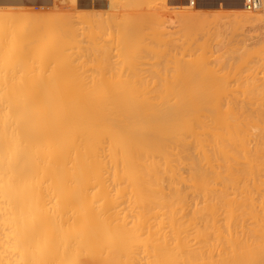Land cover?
Wrapping results in <instances>:
<instances>
[{
  "label": "bare ground",
  "instance_id": "obj_1",
  "mask_svg": "<svg viewBox=\"0 0 264 264\" xmlns=\"http://www.w3.org/2000/svg\"><path fill=\"white\" fill-rule=\"evenodd\" d=\"M9 1L12 2V0ZM27 1L30 2L29 0ZM113 1L110 0V2H112L113 4L114 3L117 4L118 0L114 2ZM123 1L124 3L126 2V5H123L124 3L122 4L123 6H125L124 8L129 9L130 5H127L129 4L127 3V1L129 0L126 1L120 0L121 3ZM208 1L210 3V0ZM246 1L247 0L229 1L230 2L229 4L233 5L232 6L233 8L240 10V13L238 12V14H236L237 11L235 13L233 12L235 19L233 18L232 13L229 12L231 13L232 20L234 19V21L235 20L239 21L241 23V27L247 26L252 29L261 26V28H264L263 27L264 0H261L262 1L261 7L258 9V10L261 9L260 12H258V10L257 12H249L246 9ZM6 2H8V0H6ZM11 2L9 4H11ZM15 2H17V0ZM18 2L16 4L21 5V3ZM46 2H50V1L47 0ZM72 2H74V0H72ZM110 2L108 3L109 6L111 7L112 4H110ZM130 2L132 3V0ZM162 2L165 1L162 0ZM218 2H220V0H218ZM101 3L99 6L103 4ZM133 3L131 6L134 7L137 5V4L133 5ZM136 3H138V1ZM42 4L45 3L42 2ZM120 4L113 5V8L115 9V6H118ZM143 5L141 4V8H143ZM199 5L197 7H199ZM230 5L228 6L230 7ZM90 6H89V10H91ZM97 7L98 6L96 5L95 7L96 11H98L100 8ZM102 7L103 5L101 6V8ZM183 7L184 6H182V8ZM186 7H190V5L189 6L186 5ZM18 8L20 7L18 6ZM113 8L111 11H115ZM103 9H101V11ZM135 9H137V7ZM89 10L88 13H85L88 14V16L90 14L92 15V10L91 13L89 12ZM182 10L180 12L181 18L179 16L178 19L180 20L183 19L181 21L182 24H184V22H189L188 26L190 25V22L193 24V22L195 21L196 24H194V26L195 25L198 26L196 28V31L199 27L200 28L203 27V26H199L198 23L199 19H200L199 20L200 25L201 24L204 25L205 21L207 24L208 21L210 22L212 20V19L209 20V18H207L208 16L205 18V16H203L204 13L202 14V12L201 14L197 13L198 10L195 11L196 13H194L193 10L196 9H193L191 11L193 13L191 14L190 13L187 14L185 11V15L182 16L181 14H184L182 13ZM205 10L206 9H204V11ZM96 11L93 10L94 18L99 12L98 11L96 13ZM177 11L178 10L176 9V12L175 11L173 12L177 13ZM80 12L81 11H79L78 15H82V16L85 15V14H81ZM94 12L96 13V15L94 14ZM27 13L23 12L24 16ZM63 14L69 15V13H63ZM74 14L75 13H73L72 16ZM100 14L102 15L103 12L99 13V15ZM178 14L177 16H174V18L178 17ZM4 15L7 16L6 13L3 14V16ZM75 15L77 16V14ZM99 15H97L96 17L101 18L103 20L104 17L103 18L99 17ZM116 15L114 16L115 20L117 17ZM222 15H224V13ZM136 16H134V18H136ZM144 16L150 18L149 14H145ZM224 16L226 17V14ZM227 16L230 18V15ZM15 17L16 16H14L13 19H15ZM203 17L204 19L202 20ZM68 18L70 19V17ZM143 18L141 19L143 20ZM31 19L35 20L34 16ZM90 19H92V17ZM111 19L114 20V18ZM81 20L82 19H80L79 21ZM96 20L102 21L100 19H95V23L94 22L93 23L96 26L98 25V27L95 26L96 27L95 31L97 28L101 27V25H104V20H103V24L98 23L99 21L97 22L98 24H96ZM169 20L173 22L174 19L173 20L169 19ZM148 21L150 23V20ZM220 21L221 20L217 22ZM64 22L65 23H63L62 21L61 23L65 25L64 27H67L69 21L67 22V20H64ZM158 22L159 21H157V23ZM226 22L228 24L229 22H231V25L230 26L227 25V28L228 26L229 27L234 26L233 21L227 20ZM20 23L22 22L20 21ZM121 23H123V20L121 22L120 19V24ZM137 23L139 24V22ZM92 24H89V27L90 26L93 27L92 30L90 31L88 30L89 33L94 31V26ZM224 24L220 25L222 26L220 28L219 25L217 26V28L215 26V28L218 29L217 34L219 33L218 34L219 40H221L222 39L221 37L225 35L224 33H227L226 31L228 32L233 31L232 29L235 28L234 26L230 30H227V28L225 27L226 25ZM70 25H68V27L72 28V26ZM84 25L86 24H83V26ZM154 25L156 27L155 29H157V25L156 24ZM179 25L181 24H178V26ZM211 25L214 24H210L208 25V27H210ZM24 26H26V23ZM31 26L34 25L32 24ZM80 26H82V23L80 24ZM83 26L80 29L81 30L80 33H82ZM110 26L113 27L114 25H110ZM148 26H151L152 28V24H149ZM184 26H186V24H184L183 27ZM19 27L21 28V26ZM124 27L125 29L129 28L126 29L127 34L129 35H127L125 31H124L125 33L123 32L124 35L123 33L121 35L120 32L117 33H119L118 35L122 36L123 38L126 35V38L124 39L127 40L126 42L127 45H130L131 47H129L130 49L127 47H121L123 49L120 51L124 53L126 48L127 53L130 52L132 53L131 50L132 46L136 43L133 46L134 48L133 53L135 54L133 53L127 54L126 52L124 53V55L121 54L122 57H124L127 54V56L125 57L130 58L131 60L125 57L124 58L126 59V61L127 60L131 61L132 64V62L135 63L134 61H136L137 59V57L135 59L136 53L138 52L137 54H141V56H143L142 51L144 52L145 50H142V48H140L141 51L139 52L138 50L140 49H138L137 47L136 48L137 51L135 52L136 50L135 46L136 45L140 46L138 45L139 43H141L140 37L138 38L137 35V38L139 39V42L137 43L136 41L137 39L135 38L136 35L134 37L133 36L134 32L130 30V28L133 29V27L127 25H125ZM160 27L163 26H159L158 29ZM208 27L207 26L205 27L204 25V27L201 30L203 31L205 30V28H207L206 29L207 31ZM60 28L62 29V27ZM147 28L149 29V27ZM171 28H174V26ZM186 28L188 29L187 26ZM200 28L198 29V32L200 31V34L198 35L199 38L201 35V38L203 39L204 37H202V35L206 36L207 34L206 33L202 34ZM119 29H120L119 31H121L122 29L121 26H119ZM114 30H117V28ZM136 30L138 33V29ZM153 30L151 31L155 33V31ZM179 30L180 29H178L177 32H180ZM209 30H214V26L213 29H209ZM239 30L240 28L238 29V31ZM34 31L35 33H37L36 31L38 30H32V33ZM71 31L69 32V34H67L66 36L67 38L69 37L72 38V36L74 37L76 35V34L74 35V33L77 32L78 30H76L74 33H72L74 29L72 32ZM159 31H161V28L159 29ZM101 32L102 31L100 30V33ZM38 33L40 34V31ZM70 33L72 35H70ZM80 33L78 34L80 35ZM92 33L94 34V32ZM97 33L95 34L97 35ZM169 33L171 34V32ZM65 34L66 33L64 32L63 35L61 36L65 37L64 36ZM101 34L103 36V34L105 33H101ZM144 34L145 33H143V35ZM215 34L216 33H214L213 37L212 36L211 37L216 40L215 36H217V34L216 35ZM90 35L89 37L94 36V35L91 36ZM179 35L180 34H178V36ZM183 35H184V31H183ZM191 35H193V31ZM40 36L38 37V35L36 34L37 37L36 40H42L41 42H43V40H45V36L44 39H40ZM81 36L83 37V34ZM81 36H77V37H80L81 39ZM148 36L150 35L148 34ZM157 36H160V34ZM171 36L172 35H170V38ZM36 37H34V35L33 37L31 36V38H36ZM101 37L100 40L102 39ZM104 37L105 38L109 37V34L108 36H104ZM122 37H119L121 43L119 41L118 44L120 43L121 45H123V43L126 41V40L124 41ZM133 37L135 38V41L132 39ZM94 38L92 39L95 40ZM150 38L153 37L150 36ZM154 38H156V36H154ZM173 38H174V34H173ZM199 38H195V40L197 41V39L199 40ZM80 39L79 42H81L82 40L84 41L86 40L85 37L84 39L82 38V40ZM106 39L107 41L109 40L108 38ZM147 39H144L143 45L145 44L146 42L145 40ZM71 40L74 39L72 38ZM71 40L68 39V41ZM207 40L211 42V38H208ZM32 41L34 40L32 39ZM74 41H75L74 48H77V51H79V49H81L82 47L78 46V44H77L78 47H75L76 43L78 42H76V40ZM86 41L84 43H86L87 45L88 44L87 42L90 40H88L87 42ZM102 41L103 40H101V42ZM104 41L107 42L105 39ZM129 41L130 42L133 41L134 44L132 43L131 45ZM178 41L179 40H177V42ZM196 41L195 43H198L201 40L198 42ZM203 41L204 39L201 42ZM28 42L27 44H25V46L30 44V42L29 43ZM39 42L40 41H36V45L38 47H39ZM91 42H90V46H91ZM95 42L97 43L96 40ZM105 42H103V44ZM108 42L106 43V45L108 46V44H110L109 45L110 50L107 48V46H106V50L107 52L109 51L110 53H112L111 51L113 44L111 43L113 42H110V40ZM152 42L155 43V40ZM152 42L151 44H153ZM170 42H173L174 44L177 43L172 40H170ZM182 42L185 41L182 40ZM212 42L214 43L216 41L212 40ZM219 42L220 41H218V43ZM185 43H182V45L186 49L187 45H185ZM98 44L100 45V41ZM229 44L226 46H229ZM9 45L11 46L12 44ZM143 45L142 47L144 49L145 45L144 46ZM157 45L159 46V44H156V46ZM194 45L193 44L191 45V47L194 46L193 48H191L193 50L197 46L196 44ZM211 45L213 46V44ZM43 46L44 45H42L41 48ZM156 46H154L155 52L154 50L151 51L147 50L146 48H148V46L147 47L145 46L146 47L145 49L147 50L146 53L148 55L150 54L151 56H153L155 53H157ZM212 46L210 47L213 48ZM100 47L103 50L102 44L100 45ZM118 47L120 48V46ZM163 47L164 45L161 47V49H164ZM175 47L171 46L170 48H168L169 49L168 51L175 50ZM210 47L206 49H209ZM214 47L216 53L218 54L220 53L219 57L224 54V50L223 51L221 50V43L219 45H215ZM90 48H85V49L87 50ZM115 48L118 50L117 47ZM9 49L10 52L8 50V47L5 48L6 52H9L7 53L8 56H5L4 53L3 55L2 54L0 55L2 57L5 56V58L9 57L8 59L10 61L11 59L14 60L13 61L14 64L15 59L17 58L19 59V57H17L15 49H11L10 47ZM85 49H81V51L82 50L85 51ZM93 49L94 48L92 47V50ZM116 49L115 51H117ZM176 49H178V47ZM188 49L189 51L191 50L190 48ZM247 49H249V47H247ZM2 50H0V52ZM28 50H30V48ZM41 50L42 49H40V51L37 52H41ZM106 50H104V54L107 53ZM180 50L182 52L183 49ZM193 50L192 52L193 54H195L194 57L198 56L199 53H201V52L199 53L197 52L196 54L195 52L199 50V47L197 50L196 49L194 51ZM11 51H13L12 56L10 54ZM152 51L154 52V54L151 53ZM172 51L165 53V55L167 56L166 57L167 61H165L166 66L161 65L162 59L161 60L159 59L162 57V55L164 56V53L162 51L161 52L163 54L162 53L159 54L160 53L159 52L158 56H156L158 59L155 58L156 54L154 55V57H152L155 58L154 59L155 65L158 64L159 60L161 61L159 62L160 65L159 64H158L159 66L157 65L158 73L160 66H163L164 68L163 70L166 71L165 67H167V63L169 64L168 59L172 56L173 53ZM183 51H184L183 56H185L186 54L185 50ZM221 51L223 52V54L221 53ZM88 52L86 51V54H88ZM94 52H93V56L96 53ZM20 54H22V52H20ZM24 54L25 53H23V55ZM44 54L42 55L43 57L45 56ZM57 54L59 55V53ZM96 54L95 56L98 58L99 54L98 53ZM113 54H115V52L112 53L111 55L112 59H114ZM31 55L33 56L34 54ZM31 55L27 57L29 58ZM38 55L40 56V53ZM10 56L13 58H15L16 56V58L13 59ZM35 56L36 55H34V57ZM83 56L85 55L82 54L81 56L80 54H78V57H73V58L75 59L79 57L82 58ZM86 56L88 59L91 55H89V57L88 55ZM116 56L118 57L119 55ZM173 56L175 58L173 60L179 58V57H175L177 55L173 54ZM249 56L250 55L248 54V57ZM253 56H255V54ZM144 57L148 59L147 56ZM45 58H43L45 60L42 59L43 61L41 62V60L40 59L38 60L37 57L38 63L41 62L40 65H38L37 61L35 60L36 65L38 67L40 66L38 70H34L32 65L30 66L31 68L29 66L26 67L27 64L25 63V65H23L22 64L23 62L20 61V63L22 64L21 66L25 67L26 68L25 70L28 69L30 71L29 73H24L23 76L21 75L22 77L20 79L19 84L17 85L14 84L17 83L18 81L14 79V77L17 76L16 75L17 69L16 71L14 70L16 68L15 66L17 67L19 66V63L17 65L16 63L17 61H16L15 62L16 64H14L15 66L11 65V68L14 69L10 68L11 71L10 73H8V75H12V74L13 75L9 79L8 75H7L8 78H5L6 73L8 72L5 71L8 64L5 65L6 62L3 61L6 59L2 58L1 60L3 61L0 60L1 64L5 65L2 66V69L6 72L4 73L3 71L4 73L3 78H2V73L0 75V264H264V107H263L264 104H262L264 102V101L262 102V100H264V97L260 94L261 99L262 97L263 99L262 100H260V98L257 99L258 101L259 100L261 101L258 102V104L260 103L262 105L261 106L259 104L261 106L260 109L259 107H254L256 105V104L254 105V103H256L257 101L253 102L252 97H254V93L258 92L256 91V89H255L256 92H254L253 91L254 89H252L253 93L252 92L250 93L249 91H251V89H249L248 87L246 88L245 82L242 83L245 84L244 88L248 90V91L246 89H245L246 91L242 90L241 92L242 95L244 94L245 97L246 96L248 97V94L250 93L252 97H250L251 95L249 94L248 100L252 98L251 101L253 104L251 103V101H248L246 99L247 97L245 98L243 96L246 99V101L249 102V104L247 105L250 106H247L245 102H240L238 106L237 102L241 98L238 97V99H235L237 98V95L239 96V94L237 92L236 95L235 93L236 89L234 85H233L234 86L233 91L236 96L233 95V93H232V97H230L231 95H229V92H231L229 90L230 89L232 90V88H229L232 85V81L230 83L231 79L228 80L229 76L228 75L225 76V74H228V71L226 73L225 70H223V67H221L222 70L224 71V74H220V75H223L224 78L225 77L227 78V79L225 78L224 80L222 76H219L222 77L221 78L222 80H224L222 82L216 80L217 77L216 78L214 76L211 77L212 75H215V73L213 74V70L211 72L210 71L211 68L209 69V67L214 68L215 65L208 67L209 64L208 62H211L212 59L211 61H208L206 63L204 62L205 61L204 59V61L202 62L205 63L207 66L206 65L203 66L204 64H202L200 67V69L202 67H203L202 69L206 67L207 71L209 69V72L211 74L209 73L208 75L210 76L207 75L208 72L205 70L203 71L201 69L202 71L200 70H198L199 72L197 71L198 67L202 63L201 61L199 66L198 65L193 66L195 68L197 67L196 69L194 68L193 69L196 70V72L201 73L200 75L201 77H203V78L200 77L201 79L199 78L200 82L198 86L200 87V83H202V81L203 83L206 82L204 83L206 86L209 85L208 87L203 89L205 85L203 86L202 85L203 83L201 84L202 87L200 88H202L201 90H204L205 92L203 91L198 92L196 86H193L195 88L191 87V85H193L192 83H194L195 81H197L198 83L199 80H196L197 74L194 78L195 80L192 78L194 82L193 81L191 82L190 81L191 79H188L191 77V76L189 77L188 75L190 73V69L192 66L189 64L190 63L188 61L189 57L188 59H186L187 61L185 62H189L186 65V66L189 65L188 66L189 72L188 69H186L188 75L187 73L185 74L186 76L181 75L183 79L180 76H179L180 78L178 79L175 77L177 80L181 79V82L183 83L187 79L186 87L184 85L185 83L184 84L181 83L183 86L180 83H178L181 86V92H180L179 91L180 89L177 85L175 86H177L178 91L170 87L169 89H173L174 91L173 90L167 91L165 86L168 85L172 87V84L171 85L168 84L169 79L166 80L164 78L165 74L168 73V72L165 73V71L163 72L164 77H161L164 79V81L163 79L160 78L161 75L159 76L158 73L156 74L159 76L160 80H162L161 82H163L162 83L163 85L165 82H167L164 85L166 91L165 90L156 91L155 88L154 90L152 89L145 90L146 88H148L146 87L147 83L146 84L144 83L145 84L144 90L140 89L139 88L140 85H136V84L137 83L139 84L138 81L141 80L142 81L140 83L142 84L145 76H143L142 78L140 77L139 80L138 77L139 72L137 73L132 71L134 70L132 68L136 67L137 71L138 69H142L143 64L147 62L148 64L150 63L147 60L145 63L141 61L142 65H140L141 64L139 63L140 61L137 60L139 64L135 63L136 66L134 64L131 65L129 61H127V64L131 66L130 68L126 67L127 66L126 63L124 64V69L125 68L130 69L132 72L131 71L130 72L127 71V72H129L132 76L134 73V76L138 78V81H136L137 83L135 84L137 86V89L135 88V85H133L135 89H131L132 84L135 83V81L132 80L133 83L126 84L125 81L127 83L131 82L127 80H131L132 77L129 73H127V75L125 73V75L129 77V79L125 80L126 78L123 75L124 74L123 69L120 70H122L121 72H123L121 74L123 75L122 79L124 78V80H122L121 83L117 81L118 82L117 84L116 81L113 82L115 79L113 80L111 77L113 83H110L111 85L108 83L107 85L105 83V79L103 80L101 79V77L99 78L98 76L99 74H97L98 70H95L97 68L95 69L93 68L94 64L93 66H87L88 65L87 61L90 58L84 63L82 62L84 61L83 58L82 61L80 60L81 61L80 64H82V66L86 62L87 65L85 64L82 67V70L85 69L86 71H84V73L83 72L79 73L77 72L79 71V69H81V65L78 64L79 62L76 63V66L78 64L79 69L77 67L73 69L74 67H72L71 64L73 62L74 63L77 62L78 59L72 61L70 60L71 58L69 59L68 57V64L72 61L69 64L70 67L63 66L61 68V71L63 72H59L60 74H58L59 68H57L59 66H56L55 68L52 66V69L54 68L56 70H49V67L51 66L50 64H52V62L49 60L48 55H46ZM99 58H102V56ZM107 58H106V62L108 61ZM141 58H139V60H142ZM181 58L183 59L184 57ZM213 58L215 59V57ZM8 59L7 61H9ZM125 59L123 60L122 58L123 60L122 64L126 62ZM170 59H169V61H171L170 65H172L174 61ZM216 60L213 61H215L218 64V67L219 65H222V62L219 64L218 63L219 60L218 61ZM66 61L67 60H63L62 63H66ZM91 61L90 63H92L94 60L92 62ZM155 61H157V63ZM179 61L180 60H178V62ZM178 62L175 61L176 65H174L175 64L174 63L173 66L176 67L175 69L178 68L182 69V66H180L181 62L180 63ZM224 63L226 62H223V64ZM47 64L49 66L48 70L53 71L50 77H48L50 72L45 69L47 68L46 67ZM97 64L99 66V63H96V65ZM152 64L153 63H151L150 65ZM232 64L231 66L228 67L229 72H230V67L232 69L230 74L232 73V71L233 72L236 71V69L232 67ZM245 64L248 63L246 62ZM137 65H140L141 68H139V66ZM86 67H89L90 69L88 68L86 69ZM147 67L150 68V66ZM225 67L227 66H224V69L227 70V68ZM253 67L254 66L250 67V69L246 68L248 73L250 70H254ZM146 69L147 68H145V70ZM168 69L169 67H167V71ZM173 69L174 67L171 68V70ZM215 69L218 68L216 67ZM45 70L47 72L42 74V72H44ZM100 70H102V68H100ZM219 70L221 71V72L219 71L220 73L223 72L221 69ZM37 71L39 72L37 73ZM102 71L104 72V70ZM178 71L184 74L185 69L174 70L173 72L176 73L177 75ZM76 72L79 74H76ZM85 72L89 73V74L87 73V75L89 76L91 75L90 78H88V76L86 77L83 76L84 74H86ZM173 72L171 73L174 74ZM192 72L195 74L194 71ZM203 72H205L206 74ZM256 72L258 71H256V66H255V73L253 71L255 76H257L256 74H258ZM262 72L264 71L262 70ZM135 73L137 74L135 75ZM140 73L141 75H145V73L143 74L142 72ZM160 73L163 74L162 72ZM193 73L192 75H194ZM45 74L48 76L46 77ZM92 74L93 75L97 74L96 76L99 78V81L102 84L99 83L98 78H95L96 76L92 77ZM200 75H198V77ZM205 76H208V78L206 79ZM240 76L241 79L244 78V76L242 78L241 74ZM91 77L94 79V82L91 83L92 85H96L98 83L97 85H101L104 87L102 88L101 86L96 85L93 86V88L91 89L90 88L87 89V85L88 87L90 86V81L88 79L91 80ZM136 77H134V79L137 80ZM11 78L14 81L13 80L11 81ZM71 78H73V80ZM83 78L86 79L84 80ZM168 78H170V76H168ZM204 78L206 79V81L204 80ZM7 80L9 83L7 82ZM66 80L69 82H66ZM74 80L76 81L73 82ZM87 80L88 83L86 82ZM160 80H158V82ZM172 80L170 78V81ZM226 80L229 81L230 85L228 84V82H226ZM246 80L244 78V81ZM259 80L261 81V79ZM119 81H121V79H119ZM151 81L153 82L152 79ZM188 81L191 82V84H188L189 83ZM212 81L213 84L211 83ZM216 81H217L216 83L217 86L219 84L220 85L222 84L221 86L219 85L218 88H221L222 86L226 88V89L224 87L221 88L223 92H221V89L219 91L217 86L216 87L214 86L216 85L214 83ZM70 82L72 83L70 86L71 87L75 86L76 88L75 87L69 88ZM254 82L251 81V83ZM82 83H85L86 88ZM103 83L107 85L106 86L107 88L105 87V85H103ZM114 83L116 87L118 85L117 88H114L115 86V85L113 86ZM151 83H149V85ZM224 83H227L225 84L227 86H225ZM124 84L129 86L131 85V88H126V86L123 87ZM187 84L190 87L187 86ZM263 84L262 85L260 84L261 87L263 86ZM82 85L83 88L81 87ZM111 86L113 87L111 88ZM253 86L255 87V85ZM122 87L123 89H120ZM187 87H189V90L186 89ZM210 87L212 89H210ZM214 87L218 89L217 90L218 92H216ZM138 88L140 90H138ZM209 89L210 91L211 90L212 91L208 92ZM224 91L225 92L227 91L228 93L227 92L225 93ZM243 91L246 93V95ZM257 94L259 95V93ZM226 95L228 96L227 100H226ZM260 95L257 96V98L260 97ZM228 98L229 99L231 98L232 101L230 100L228 102L229 100ZM225 100L227 102H225ZM233 101L236 104L232 103ZM240 101H243V98ZM243 103L245 104V106L243 105ZM247 107L248 108L252 107L255 110L251 108L252 111H250L251 109L249 108L248 110Z\"/></svg>",
  "mask_w": 264,
  "mask_h": 264
},
{
  "label": "rangeland",
  "instance_id": "obj_2",
  "mask_svg": "<svg viewBox=\"0 0 264 264\" xmlns=\"http://www.w3.org/2000/svg\"><path fill=\"white\" fill-rule=\"evenodd\" d=\"M113 1V0H112ZM114 1H117V0H114ZM113 1V2H114ZM119 2H120V0H118ZM117 1V4H120L119 2ZM126 1V0H125ZM131 0H129V1H127V3H129V4H127V5H130V8H132V9H125L124 7L125 6H123V5H126V2L124 3V1L120 4V5H118V6H115V9L113 8V5H117V4H113L112 2H110V0H84V2L85 3H87L85 6H82V5H80V0H74V2H72V0H60V5L57 7H54V8H51V9H48L47 10V8L46 9H40V10H35V9H26V10H24L23 12L24 13H27L28 11V13L27 14H25V16H24V14H23V12H22V10H12V9H0L1 11H0V50H2V48H3V52L1 51L0 52V54H2L3 55V53H4V55L5 56H8V54L7 53H9L10 52V49H9V47L11 48V49H15V52H16V55H17V57H19V59L17 58V59H15L16 58V56H15V58H13V57H11L12 56V54H13V51H11V58H13V59H15V62L17 63V65H18V63H19V66L17 67V66H15L14 64H16L15 62H14V64H13V61L14 60H12L11 58V61L8 59L9 57H6L5 58V56H1L0 55V58L2 57L3 59H6V60H1V61H3V62H6V64L5 65H7V67H6V72L2 69V66H5V65H3V64H1V61H0V75H1V73H2V78H3V76H4V73H6V77L5 78H8L7 77V75H8V73H10V71H11V69H14V68H11V65H14L16 68H15V70L14 71H16V69H17V73H16V75L17 76H15L14 77V79H16V80H18L17 81V83H14L15 85H17V84H19V82H20V79H21V77L23 76V74L24 73H29V71L30 70H25L26 68L25 67H23V66H21L22 64L23 65H25V63L27 64L26 65V67L27 66H31L32 65V67L34 68V70H38V68L40 67H38L37 65H36V61H37V63H38V60L40 59L41 60V62L43 61V60H45L46 58H45V56L46 55H48L49 56V60L52 62V64H50L51 66L49 67L48 66V64H47V68H45L47 71H49V70H56V69H54L56 66H59V67H57V68H59V71H58V74H60L59 72H63V71H61V68L63 67V66H66V67H68L69 66V64L72 62V61H74V60H77V62H73V63H71L72 64V67H74L73 69H75L76 67L79 69V66H78V64H80V62L82 61V58L84 59V61H82L83 63L85 62V61H87L89 58V60L91 61L92 59L94 60H92L91 62L92 63H90V61L88 60L87 62H88V65L87 66H93V64H94V66H93V68L95 69V68H97V69H95V70H98L97 71V74H99L98 76H99V78L101 77V79H105V83L108 85V83L110 84V83H113V82H115L116 81V83L118 84V82H122V80H124V78L122 79V77H123V75L125 76V80H127V79H129V77H127L126 75H127V73H129L131 70L130 69H127V68H125L124 69V64L126 63L127 64V61H129V60H131L130 58H127V57H125V56H127V54H130L131 52H130V50H129V52L130 53H127L126 51V48H125V52L127 53L124 57L125 58H127V59H129V60H127L126 61V59L124 58V57H122V55H124V53L122 52V51H120V50H122L123 48H121V47H127V48H129V47H131L130 45H127V40L126 39H124V38H126V35H125V37L123 38L122 36H120V35H118L119 33H117V32H120L121 33V35H122V33L125 31L126 32V34H127V31H126V29H129V28H126L125 29V25H127V26H130V27H133V29L132 28H130V30L131 31H133L134 33H133V36L135 37V35H136V41H137V43L139 42V37H140V42L142 43H139L138 45H140V46H135V49L138 47V49H140V48H142V50H145L144 52L142 51V54H143V56H141V54H137L136 53V55H135V59H136V57H137V59H136V61H134L135 63H138V61H140L139 63H141L140 65H142V62L141 61H143V63H145L146 62V60L147 61H149L150 63L148 64V62L147 63H145V64H143L142 65V69H138V71H137V69H136V67L134 68L133 66L135 65L136 66V64L135 63H133L132 62V64H134L132 67V69H134V70H132V71H134V72H139V75H138V77H139V80H140V77L142 78L143 76H145L144 77V79H143V82H142V84L140 83L141 81H138V78L136 77V76H134V73H133V76L131 75V80H127V81H131V82H129V83H127L126 81H125V83L126 84H130V83H133V81H135V83H133L132 84V88H131V85L129 86V85H125L124 84V86L123 87H125L126 86V88H131V89H137V86L136 85H140L139 86V88L140 89H145V87H144V85L146 84V87H148V88H146L145 90H154V88H155V90L157 91H161V90H165V87H166V89H167V91H169V90H177L178 91V89H177V86L179 87V91L181 92V86L178 84V83H182V84H184L185 85V87H186V81H187V79H186V81H184V83L183 82H181V79H179V80H177L178 78H182L183 79V75L184 76H186L185 74L187 73V75H188V72H189V69H188V66H186L189 62V64L192 66L191 67V69H190V73H189V77L190 78H188V79H191L190 81L192 82H194V78H195V76H196V74H197V76H196V80H199V78L201 77V73H198L199 71L198 70H200V71H207L206 70V67H204V69H200V67H201V65L202 64H204L203 66H205L206 64V62H208V61H211V59H212V61L211 62H208L209 64H208V67L209 66H214L215 65V67L213 68V67H209V69H210V71L212 72V70H213V74L215 73V75H212L211 77H217V79L216 80H218L219 82H222V81H224L225 80V78H224V76L223 75H220V74H224V71L223 70H225V72L227 73V71H228V74H225V76L226 75H228L229 76V78H228V80L229 79H231L230 80V83H231V81H232V85H231V87H229V88H232V90L230 89L229 91H231V92H229V95H231L230 97H232V93H233V95H235V93H236V95H237V92H238V94H239V96L237 95V98H235V99H238V97L239 98H243V101H240L241 99H239L238 100V102H237V105L240 103V102H245V104L247 105V104H249V102H247L246 101V99L248 100V97H249V94L252 92V89H254L253 91L254 92H256V91H258L257 93H259V95L261 94L263 97H264V72H262V70L264 71V66H263V64H264V28H261V26H258L257 28H250V27H241V23L239 22V21H234V13L236 12V14H238V12L240 13V10L238 11L237 9H235V10H232V11H223V10H221V11H219V12H221V13H219V12H203V11H201V10H199V8L197 7V2H196V0H191L192 1V3H191V1L189 0H185V4H181L180 6H175V5H173V4H171V2H170V0H164L165 2H162V0H132V3H133V1H134V3H133V5H135V4H137L136 6H134L135 8L137 7V9H135L133 6H131L132 5V3L130 2ZM138 1V3H136ZM76 2V3H75ZM103 4H102V3ZM108 2H110V4H112L111 5V7L117 12V15H116V12L115 11H111L112 10V8L109 6V3ZM144 2V3H143ZM187 2V3H186ZM100 3L103 5V7L101 8V6H99L100 5ZM124 3V4H123ZM131 3V4H130ZM91 6H90V5ZM123 4V5H122ZM141 4L143 5V8H141ZM157 4V5H156ZM194 4V5H193ZM96 5L98 6L97 8H99V12L98 11H96ZM122 5V6H121ZM146 5V6H145ZM158 5H160V6H158ZM186 5L187 6H189L190 5V7H186ZM89 6H90V9L92 10V15L90 14L89 16H88V14H85V13H88V10H89ZM105 6V7H104ZM152 6V7H151ZM182 6H184L183 8H182ZM93 7V8H92ZM126 7H129V6H126ZM147 7V8H146ZM103 8H105V9H103ZM138 8H140V9H138ZM185 8H188V9H185ZM76 9V10H75ZM101 9H103L102 11H101ZM122 9V10H121ZM176 9L178 10L177 11V13H174L173 11H175L176 12ZM182 10V13H184V14H181L182 16L183 15H185V11H186V13L188 14V13H193V12H191L193 9H196V10H193L194 11V13H196L195 11H197V13H200L201 14V12H202V14L204 13V15L203 16H205V18L207 17V18H209V20H211L209 23L207 22V24H206V21H205V27L207 26L208 27V25H210V24H214V25H211L210 27H208V30L206 31V29L207 28H205V30H201L203 27H204V25L203 24H201L200 25V22H199V20H198V23H199V26H203L202 28H200V30H201V32H202V34L203 33H206L207 35L206 36H208V37H206V36H203L202 35V37H204L203 39H204V41L203 42H201L203 39L201 38V35H200V38H199V35L198 34H200V31L198 32V29H197V31H196V28L198 27V26H194V24H196V22L194 23L193 22V24L190 22V25L188 26V23L189 22H184V24H186V26L188 27V29L186 28V26H184L183 27V25L184 24H182V20L183 19H178L179 18V16H180V12H181V10ZM8 10V11H7ZM31 10V11H30ZM45 10V11H44ZM68 10H70V11H68ZM73 10V11H72ZM78 10V11H77ZM91 10H89V12L91 13ZM93 10L94 11H96V13L98 12V14L97 15H99V13H101V12H103V14H104V16H103V14L100 16L99 15V17H104V25H101V27H99V28H97L96 29V31H95V28L96 27H98V25L96 26V25H94V23H95V19H100V20H102L101 18H97L96 16V13L94 12V14L96 15L95 16V18L93 17L94 15H93ZM105 10V11H104ZM110 10V11H109ZM158 10V11H157ZM3 11V12H2ZM6 11V12H5ZM79 11H81L80 13L81 14H85V15H78L79 14ZM85 11V12H84ZM137 11V12H136ZM146 11V12H145ZM165 11V12H164ZM169 11H171V12H169ZM190 11V12H189ZM261 11V9L260 10H258V12H260ZM15 12V13H14ZM17 12V13H16ZM34 12V13H33ZM44 13V14H42V13ZM72 12V13H71ZM77 12V13H76ZM83 12V13H82ZM148 12V13H147ZM229 12H231L232 13V16H233V20H232V16H231V13H229ZM234 12V13H233ZM249 12H251V11H249ZM255 12H257V11H255ZM6 13V15L8 16H3V14H5ZM9 15H8V14ZM18 13H20V14H18ZM30 13V14H29ZM41 13V14H40ZM63 13H69V15L68 14H63ZM73 13H75V14H77V16L74 14L73 16H72V14ZM112 13H114V14H112ZM124 15H123V14ZM138 13V14H137ZM165 13V14H164ZM179 13V14H178ZM206 13V14H205ZM209 13V14H208ZM224 13V15L226 14V17L224 16V15H222ZM227 13H229V14H227ZM33 14V15H32ZM38 14V15H37ZM45 14H46V17H45ZM50 14V15H49ZM120 14H122V15H120ZM126 14V15H125ZM140 14V15H139ZM145 14H149V16H150V18L148 19L147 18V16H144ZM174 14V15H173ZM177 14H178V17H175L174 18V16H177ZM2 15V16H1ZM16 16L15 17V19H13L14 18V16ZM29 15V16H28ZM112 15H113V17H112ZM117 16L116 17V20H115V17L114 16ZM138 17H137V16ZM141 15H142V17H141ZM155 15H156V17H155ZM219 15V16H218ZM227 15H230V18L227 16ZM34 16V19L35 20H33V19H31L32 17ZM64 16H66V17H64ZM76 16V17H75ZM78 16H80V17H78ZM85 16V17H84ZM111 17V18H114V20L113 19H111V18H109V17ZM120 16V17H119ZM127 16H129V17H127ZM134 16H136V18H134ZM140 16V17H139ZM211 18H210V17ZM9 17H10V20H12V21H10L9 20ZM68 17H70V19L68 18ZM73 17V18H72ZM75 17V18H74ZM92 17V19H90ZM123 17H124V19H123ZM145 18V21L147 22H145L144 21V18ZM169 17V18H168ZM216 17H217V19H216ZM7 18V19H6ZM17 18V19H16ZM23 18V19H22ZM39 18V19H38ZM79 18V19H78ZM87 18V19H86ZM108 18H109V20H108ZM121 19V22H122V20H123V23H121L120 24V19ZM131 18V19H130ZM139 18V19H138ZM141 18H143V20L141 19ZM180 18H181V16H180ZM220 18V19H219ZM23 23H20V21ZM69 19V20H68ZM77 19V20H76ZM80 19H82L81 21H79ZM88 19H89V21H88ZM94 19V20H93ZM136 19H138V20H136ZM152 19V20H151ZM168 19V20H167ZM169 19H171V20H173V22L172 21H170ZM204 19V17L202 18V20ZM213 19H214V21H213ZM37 20H39V21H37ZM42 22H41V21ZM64 20H67V22H68V25H70V26H72V28H69L68 27V25H67V23H66V25H67V27L69 28H67V27H64L65 25L63 24V23H65L64 22ZM74 20V21H73ZM92 20V21H91ZM103 20L102 21H99V20H96V24H98V23H100V24H103ZM110 20H111V22H110ZM148 20H150V23H149V21ZM154 20V21H153ZM176 20V21H175ZM177 20H180V21H177ZM219 21V20H221L220 22H217V21ZM233 21L234 22V26H235V28H233L232 30L233 31H226L227 33H224L225 35H223V37H221L220 39L221 40H219L218 39V34H217V32H218V29H216L217 28V26L219 25V28L220 27H222V26H220V25H223L224 23V25H226L225 27L227 28V25H231V22H229V24L226 22V21ZM8 21V22H7ZM13 21H15V22H13ZM17 21V22H16ZM63 21V23H61ZM77 21V22H76ZM99 21V22H98ZM113 21H114V23H113ZM127 21H129V22H127ZM157 21H159L158 23H157ZM74 22V23H73ZM88 22V23H87ZM94 22V23H93ZM98 22V23H97ZM102 22V23H101ZM126 22H127V24H126ZM137 22H139V24L137 23V25H136V23ZM176 22H178V23H176ZM232 22V23H233ZM239 22V23H238ZM14 23V24H13ZM25 23H26V26H24L25 25ZM32 25H34V26H31L30 24ZM40 23H41V25H40ZM70 23V24H69ZM78 25H77V24ZM82 23V26H83V24H86V25H84L83 26V29L85 30H83L82 29V33H80L81 32V27L82 26H80V24ZM93 23V24H92ZM130 23V24H129ZM135 23V24H134ZM147 26V27H149V29L144 25V24ZM152 24V28H151V26H148L149 24ZM202 23V22H201ZM203 23H204V21H203ZM217 24V26H216V24ZM220 23V24H219ZM223 23V24H222ZM49 24V25H48ZM63 24V25H62ZM89 24H92L93 26H94V31H92V32H94V34L95 33H97V35L95 36L92 32H90L91 33V35H94V36H91L90 35V33H89V31L90 30H92L93 29V27L92 26H90L89 27ZM100 24H99V26H100ZM106 24H107V26H106ZM117 24H119V25H117ZM142 24H143V27H145V28H143L142 27ZM154 24H156L157 25V29H158V27L159 26H163V27H160L161 28V31H159V29H158V32H157V29H155L156 27H155V25ZM161 24V25H160ZM178 24H181V25H179L178 26ZM46 25V26H45ZM110 25H114L113 27L112 26H110ZM134 25V26H133ZM136 25V26H135ZM153 25H154V27H153ZM159 25V26H158ZM192 25V26H191ZM233 25V24H232ZM13 26H15V27H13ZM19 26H21V28L19 27ZM29 26V27H28ZM41 26V27H40ZM42 26H43V28H42ZM49 26V27H48ZM59 26V27H58ZM87 26H88V28H87ZM96 26V27H95ZM110 26V27H109ZM119 26H121V31H119L120 29H119ZM138 26V27H137ZM164 26H165V28H164ZM174 26V28H171V27H173ZM213 26H214V30H209V29H213ZM215 26H216V28H215ZM228 26V28H227V30H230L232 27H234V26H231V27H229ZM16 27H18V28H16ZM26 27V28H25ZM34 27H35V29H34ZM58 27V28H57ZM60 27H62V29L60 28ZM64 27V28H63ZM104 27V28H103ZM138 29V33H137V30L135 29ZM167 27V28H166ZM178 27V28H177ZM190 27V28H189ZM260 27V28H259ZM264 27V26H263ZM29 30H28V29ZM41 28H42V30H41ZM60 28V29H59ZM77 28V29H76ZM87 29V31H86V29ZM117 28V30H114V29H116ZM153 28H154V30H153ZM194 28H195V30H194ZM240 28V30L238 31V29ZM19 29H20V31H19ZM27 29V30H26ZM50 29V30H49ZM73 31V29H74V31L72 32L71 30ZM102 31L101 33H105V34H103V36H102V34L100 33V30ZM107 29H108V31H107ZM146 31H145V30ZM148 29V30H147ZM178 29H180L179 31L181 32H177V30ZM185 29V30H184ZM186 29H187V31H186ZM191 29V30H190ZM23 32H22V31ZM32 30H38V31H36L37 33H35V31L33 32V33H35V34H33L32 33ZM62 30L63 31V33L65 32L66 34L64 35L65 37H63V36H61V35H63V33H62V31L60 32V31ZM65 30V31H64ZM67 30H68V33H67ZM76 30H78L77 32H75ZM89 30V31H88ZM112 30H114V31H112ZM140 30H141V32H140ZM151 30H153V31H155V33L154 32H152ZM216 30V31H215ZM237 30V31H236ZM40 31V34H41V36H40V34L38 33ZM72 32V33H74V35L76 34L77 36H81L82 34H83V37L81 36V39H80V37H77L76 35L73 37L72 36V38L74 39V40H76V42H78V43H76V45H75V47H78V46H80V47H82L81 49H85V48H90V49H85V51H81V49H79V51H77V48H74V44H75V41L74 40H71L72 38H70L69 36V38H67L66 36H67V34H69V32ZM83 31H84V33H83ZM131 31H129V32H131ZM183 31H184V35H183ZM192 31H193V35H191L192 34ZM206 31V32H205ZM210 31H211V33H210ZM3 32V33H2ZM22 34H21V33ZM42 32H43V34H42ZM107 32H109V33H107ZM124 32V33H125ZM169 32H171V34L169 33ZM175 32V33H174ZM186 32V33H185ZM195 32V33H194ZM209 33V35H208V33ZM219 32H220V29H219ZM18 33H20V34H18ZM62 33V34H61ZM78 33H80V35L78 34ZM100 33V34H99ZM106 33H107V35H106ZM112 33H113V35H114V38H113V35H112ZM124 33H123V35H124ZM143 33H145L146 34V36H145V34L143 35ZM167 33V34H166ZM180 34L179 36H178V34ZM214 33H216L217 34V36H215V38H216V40L214 39V38H212L213 37V35H214ZM235 33V34H234ZM26 34H29V35H26ZM31 34V35H30ZM36 34L38 35V37L40 36V39H44V36H45V40H43V42H41L42 40H36L37 39V37H36ZM108 34H109V37H106V38H108L109 40H110V42H113V43H111V44H113V46H112V53H114L115 52V54H113L114 55V59H112V53H110L109 51L107 52V50H106V43L109 41H107V39L104 37V36H108ZM111 34V35H110ZM139 34H141V35H139ZM148 34L151 36V37H153V38H150V36H148ZM154 34V35H153ZM160 34V36H157V35H159ZM164 34V35H163ZM172 35L171 36V38H170V35ZM173 34H174V38H173ZM177 34V35H176ZM215 34V35H216ZM3 35V36H2ZM33 35H34V37H36V38H31V36L33 37ZM58 35V36H57ZM70 35H72L71 33H70ZM89 35L92 37V38H94V37H96V38H94L96 41H97V43L95 42V40H93L91 37H89ZM118 35V36H117ZM127 35H129V34H127ZM131 35V34H130ZM137 35H138V38H137ZM163 35V36H162ZM166 35V36H165ZM187 35V36H186ZM188 35H189V37H188ZM191 35V36H190ZM2 36V37H1ZM31 39V41H30V39L28 38V37ZM102 36V37H101ZM118 37V39H117V37ZM147 36H148V39H150V40H148L147 39ZM154 36H156V38H154ZM180 36H182V37H180ZM193 36V37H192ZM212 36V37H211ZM6 37V38H5ZM42 37V38H41ZM75 37H77V38H75ZM84 37H85V39L87 40H90V41H86L88 44L86 45V43H84L85 41L84 40H82V38L84 39ZM100 37L102 38L101 40H103L102 42H101V40H100ZM104 37V38H103ZM116 37V38H115ZM119 37H122L123 38V40L125 41L124 43H123V45H121L120 43H121V41L119 40ZM127 37H129V36H127ZM132 38L134 41H135V38ZM157 37H159V38H157ZM169 37V38H168ZM199 38V40L197 39V41L195 40V38ZM27 38H28V41L30 42V44H35L36 45V41H40L39 42V47L36 45H27V46H25V44H27ZM99 38V39H98ZM112 38V39H111ZM182 38V39H181ZM206 38V39H205ZM208 38H211V42L209 41V40H207ZM3 39H5V40H3ZM7 39V40H6ZM25 39V40H24ZM32 39L34 40V41H32ZM39 39V38H38ZM68 39L69 40H71V41H68ZM78 39V40H77ZM79 39L80 40H82L81 42H79ZM104 39L107 41V42H105L104 41ZM118 41H117V40ZM144 39H147V40H145L146 42H145V46L147 47L148 46V48H146L144 45H143V43H144ZM153 39V40H152ZM166 39V40H165ZM174 39V40H173ZM181 40L180 42L178 41L177 42V40ZM189 39V40H188ZM2 40V41H1ZM59 40V41H58ZM122 40V41H123ZM143 40V41H142ZM154 41L155 40V43L156 44H159V46H160V49H161V47L164 45V49H159V46L157 45L156 46V44L155 43H153L152 41ZM170 40H172V41H174V42H177V43H173V42H170ZM182 40H184L185 42H182ZM194 40V41H193ZM201 40V41H200ZM212 40H214V41H216L217 43H218V41H220L218 44L216 43V42H212ZM218 40V41H217ZM6 41V42H5ZM45 41V42H44ZM74 41V42H73ZM91 41H93V42H91ZM99 41H100V45L102 44V47H103V50H102V48L100 47V45L98 44L99 43ZM120 41V45L118 44V42ZM158 41H160V42H158ZM169 41V42H168ZM195 41L196 42H198V41H200V42H198V43H195ZM3 42V43H2ZM28 42V43H29ZM59 42H61V43H59ZM73 42V43H72ZM90 42H91V46H90ZM103 42H105L104 44H103ZM130 42V41H129ZM150 42V43H149ZM151 42L153 43V44H151ZM158 42V43H157ZM187 42H188V44H187ZM192 42V43H191ZM194 42V43H193ZM209 42V43H208ZM44 43V44H43ZM109 43V42H108ZM131 43V45H132V43H133V41L132 42H130ZM129 43V44H130ZM167 43V44H166ZM181 43V44H180ZM182 43H185V45H187V47H186V49L184 48V46L182 45ZM221 43V50L223 51L224 50V54H223V52L221 51V53L223 54V55H221L220 57H219V54L218 53H216V50H215V45H219ZM231 45H230V44ZM1 44H3V45H1ZM6 44V45H5ZM9 44H12L11 46L9 45ZM58 44H59V46H58ZM77 44H78V46H77ZM83 44H85V45H83ZM134 44V43H133ZM136 44V43H135ZM134 44V45H135ZM147 44V45H146ZM163 44V45H162ZM170 44V45H169ZM171 44H173V45H171ZM194 45V44H196L197 46L195 47V49L197 50L198 49V47H199V50L198 51H195L196 52V54H197V52L199 53V52H201V53H199V55L198 56H195L194 57V55L195 54H193V52H192V50L193 49H191V48H193V47H191V45ZM205 46H204V45ZM211 44H213V46L211 45ZM229 44V46H226V45H228ZM42 45H44L42 48H41V46ZM63 45V46H62ZM96 45V46H95ZM109 45L110 44H108V46H107V48L110 50V47H109ZM124 45H127V46H124ZM133 45V46H134ZM142 45L144 46V49H143V47H142ZM168 45V46H167ZM180 45H182V46H180ZM5 46V47H4ZM31 46V47H30ZM33 46V47H32ZM55 46V47H54ZM65 46V47H64ZM118 46H120V48L118 47ZM133 46H132V53H133ZM154 46H156V50H157V53H155L154 54V52H155V47ZM166 46V47H165ZM172 46V47H175V46H177L178 47V49H176L177 47H175V50H170V51H172L173 53H172V56L169 58L170 60H173V59H175L174 58V56H173V54L174 55H177V56H175V57H179V58H181V57H184L183 59H185V60H183L182 58L181 59H179V58H176V60H173L174 61V63H175V61L176 62H178V60H180L178 63H180L181 62V65L180 66H182V69H175L176 67L175 66H173V64L172 65H170V63H171V61H169V59H168V62H169V64L167 63V67H169V69H168V71H167V67H165V69H166V71L165 70H163L164 68H163V66H160V68H159V73H158V66L160 65L159 64V62H161V65H165L166 66V63H165V61H167V56L165 55V53H168V52H170V51H168L169 49L168 48H170V47ZM203 46V47H202ZM210 46H212L213 48H211ZM249 47V49H247V47ZM8 47V50H9V52H6V50H5V48H7ZM92 47L94 48L93 50H92ZM99 47V48H98ZM105 47V48H104ZM115 47H117L118 48V50L121 52H119ZM150 47V48H149ZM152 47V48H151ZM154 47V48H153ZM208 47H210L209 49H206V48H208ZM27 48V49H26ZM30 48V50H28ZM42 49L43 50V52H42V50H41V52H37V51H40V49ZM67 48V49H66ZM69 48V49H68ZM95 48H96V50H95ZM147 50H154V52L152 51L151 53H153L154 55H155V58L156 59H158L156 56H158V53L159 54H161L162 52L164 53V56L162 55V57H161V55H160V57L161 58H159L160 60H159V62H158V64H156L155 65V63H154V59L155 58H152V57H154V55L153 56H151L150 54L148 55L147 53H146V49ZM183 49V50H185V56H183L184 55V51L182 50V52H181V50L180 49ZM188 48H190L191 50L189 51V49ZM201 48H202V50H201ZM245 48V49H244ZM66 49V50H65ZM74 49H76V50H74ZM114 49V50H113ZM115 49L118 51H115ZM130 49V48H129ZM173 49V48H172ZM194 49V50H195ZM211 49H213V50H211ZM7 50V51H8ZM33 52H32V51ZM68 50V51H67ZM94 52V50H95V52L96 53H98L99 54V56H98V58L95 56V54H94V56H93V52ZM97 50H99V51H97ZM104 50H106V54H104ZM164 50V51H163ZM193 50V51H194ZM201 50V51H200ZM209 50V51H208ZM214 50H215V53H214ZM247 50V51H246ZM248 50H249V52H251V53H249L248 52ZM251 50H253V51H251ZM26 51H27V53H26ZM29 51H31V52H29ZM70 51H72V52H70ZM86 51L88 52V54H86ZM137 51V49L135 50V52ZM139 52L141 51V49L140 50H138ZM162 51V52H161ZM179 51V52H178ZM186 51H188V52H186ZM203 51V52H202ZM205 51V52H204ZM212 51V52H211ZM5 52H6V54H5ZM20 52H22V54H20ZM36 52V53H35ZM79 52V53H78ZM84 54L85 56H83L82 58H73V57H78V54H80L81 56H82V54ZM84 52V53H83ZM101 52V53H100ZM176 52V53H175ZM177 52H178V54H177ZM192 52V53H191ZM207 52V53H206ZM209 52V53H208ZM210 52H211V54H210ZM23 53H25L24 55H23ZM40 53V56L38 55V54ZM45 53V54H44ZM47 53V54H46ZM57 53H59V55L57 54ZM66 53V54H65ZM78 53V54H77ZM131 53V54H132ZM145 53V54H144ZM162 53V54H163ZM180 53V54H179ZM189 53H191V54H189ZM243 53H245V54H243ZM9 54V55H10ZM31 54H34V55H36L35 57H34V55L32 56ZM45 55L44 57L42 56V55ZM62 54V55H61ZM73 54H75V55H73ZM101 54V55H100ZM122 54V55H121ZM133 54H135V53H133ZM171 54V53H170ZM201 54V55H200ZM248 54L251 56V58H250V56L248 57ZM255 54V56H253ZM257 54V55H256ZM14 55H15V53H14ZM29 55H31L29 58L27 57V56H29ZM73 55V56H72ZM77 55V56H76ZM86 55H88V57H89V55H91L88 59H87V56ZM97 55V54H96ZM106 56V57H104V56ZM116 55H119L118 57L116 56ZM139 55V56H138ZM181 55V56H180ZM193 55V56H192ZM218 57V59H217V57ZM244 55V56H243ZM57 56V57H56ZM102 56V58H99V57H101ZM121 56V57H120ZM134 56V55H133ZM144 56H147L148 57V59L147 58H145ZM150 56V57H149ZM191 56V57H190ZM37 57H38V60H37ZM68 57H69V59L70 60H72L71 62H70V60H69V64H68ZM96 58L97 59V62H96V59H94V58ZM108 57V58H107ZM130 57V56H129ZM142 57V58H141ZM164 57V58H163ZM186 57V58H185ZM188 57H189V59H188ZM193 57H194V59H196V60H194L193 59ZM199 57H200V59H199ZM210 57V58H209ZM213 57H215V59L213 58ZM247 57V58H246ZM43 58H45V59H43ZM58 58V59H57ZM105 58V59H104ZM106 58H107V62H106ZM116 58H118V59H116ZM122 58H123V60L125 59V61L126 62H124L123 64H122ZM134 58V57H133ZM132 58V59H133ZM139 58H141L142 60H139ZM143 58H145V59H143ZM166 58V59H165ZM192 59V61H191V59ZM202 58V59H201ZM207 58V59H206ZM7 59L9 60V61H7ZM43 59V60H42ZM48 59V58H47ZM112 61H111V60ZM134 59V60H135ZM150 59H151V61H150ZM186 59H188V61L189 62H185V61H187ZM204 59H205V61H204ZM217 59V60H216ZM262 59V60H261ZM36 60V61H35ZM63 60H67L66 61V63H62V61ZM81 60V61H80ZM138 60V61H137ZM182 60V61H181ZM207 60V61H206ZM213 60H216V61H218V63L220 64L221 62H222V65H224V66H227V67H225V68H227V70L226 69H224V66H222V65H219V67H218V64L215 62V61H213ZM246 60V61H245ZM250 60V61H249ZM20 61L21 62H23L22 64L20 63ZM60 61V62H59ZM117 61H119V62H117V64H116V62ZM133 61V60H132ZM193 61H195V62H193ZM200 61L202 62V61H204L205 63H201L200 64ZM10 62H11V64H10ZM33 62H35V63H33ZM40 62V61H39ZM41 62L40 63H38V65H40L41 64ZM50 62V63H51ZM57 62V63H56ZM65 62V61H64ZM79 62V63H78ZM156 63H157V61H155ZM182 62H183V65H182ZM186 64H185V63ZM191 62H193V63H191ZM223 62H226V63H224L223 64ZM248 63L249 64V67H248V64H245V63ZM251 62V63H250ZM76 63H78L77 64V66H76ZM96 63H99V66H98V64L96 65ZM113 63V64H112ZM121 63V64H120ZM129 63L131 64V61H129ZM138 63V64H139ZM151 63H153L152 65H150ZM163 63V64H162ZM196 63H198V64H196ZM232 63H234V64H232ZM85 64H83V66L85 65ZM131 64V65H132ZM146 64H148V65H146ZM193 64V65H192ZM199 64H200V66H199ZM229 64V65H228ZM231 64H232V67H234L235 69H236V71H232V75L230 74V72H231V67H230V72H229V69H228V67L229 66H231ZM81 65V69H79V71H77V72H83L84 73V71H86L84 68V70H82V64H80ZM111 65H112V67H111ZM119 65V66H118ZM122 65V66H121ZM140 65H137V66H139V68H141L140 67ZM145 65V66H144ZM154 65V66H153ZM158 65V66H157ZM169 65V66H168ZM174 65H176V63L174 64ZM199 66L198 67V69H197V71L198 72H196V70H194V69H196L195 67H193V66ZM234 65V66H233ZM247 65V66H246ZM52 66L54 67L53 69H52ZM97 66V67H96ZM114 66V67H113ZM118 66V67H117ZM147 66H150V68L149 67H147ZM171 66H173L174 67V69L173 70H171V68H173V67H171ZM187 68H186V67ZM207 66V65H206ZM245 66H246V68L248 69H250V67H252V66H254L253 68H254V70H250L249 71V73H248V71L246 70V68H245ZM255 66H256V71H258V72H256V73H258V74H256L257 76H255ZM262 66V67H261ZM48 67H49V70H48ZM70 67V66H69ZM71 67V68H72ZM102 68V70H104V72L102 71V70H100V68ZM126 67H131V66H129V64H127V66ZM147 68L146 70H145V68ZM161 67H162V69H161ZM184 67V68H183ZM207 67V68H208ZM218 68V69H215V68ZM221 67H223V70H222V68ZM4 68V67H3ZM11 68V69H10ZM31 68V67H30ZM32 68V69H33ZM90 69L89 67H86V69ZM114 68V69H113ZM194 68V69H193ZM213 68V69H212ZM257 68H258V70H257ZM263 68V69H262ZM92 69V68H91ZM111 70L112 71V73H111V71H109V70ZM120 69H123V72H124V74L122 75L121 73H123V72H121L122 70H120ZM155 69H157V70H155ZM185 69V72H184V74H182V72H180V71H178V72H180V73H178L177 72V75H176V73H174L173 71L174 70H184ZM186 69H188V72H187V70ZM209 69H208V73H207V75L210 73L209 72ZM219 69H221L223 72L222 73H220L221 71L219 70ZM235 69H233V70H235ZM262 69V70H261ZM44 71V72H42V74L43 73H46L47 71ZM81 70V71H80ZM120 70V71H119ZM141 70H143V71H141ZM145 70V71H144ZM163 70V71H162ZM246 70V71H245ZM3 71H4V73H3ZM14 71H12V72H14ZM92 71V70H91ZM94 71V70H93ZM100 71H101V73H100ZM126 71V72H125ZM127 71H129V72H127ZM131 71V72H132ZM150 71V72H149ZM154 71V72H153ZM165 71V73L166 72H168L169 74L171 73V72H173L174 74H168V73H166L165 74V77H164V72ZM171 71V72H170ZM192 71H194L195 72V74L192 72ZM220 71V72H219ZM253 71H254V73H253ZM261 71V72H260ZM32 72V71H31ZM39 71H37V73H38ZM50 72V73H49ZM48 73H49V76L48 75H46L45 74V76L47 77H50V75H51V73L53 72V71H49ZM76 72V74H79V73H77ZM89 72V71H88ZM87 72V73H88ZM140 72H142V74L143 73H145V75H141V73ZM153 72V73H152ZM160 72H162L163 74H161ZM176 72V71H175ZM252 72V73H251ZM260 72V73H259ZM86 73V72H85ZM87 73L86 74H84L83 76H88V78H90V76L89 75H87ZM90 73V72H89ZM88 73V74H89ZM115 73V74H114ZM125 73H126V75H125ZM137 73H135V75L137 74ZM147 73V74H146ZM149 73V74H148ZM154 73H155V75H154ZM156 73H158L159 74V76H160V78L161 77H164L166 80H168L169 79V83L168 84H172V87L171 86H165L164 87V85H165V83H167V82H165L164 83V85L162 84L163 82H161L162 80H160V78H159V76L156 74ZM192 73L194 74V75H192ZM203 73H205V72H203ZM68 74V73H67ZM75 74V75H76ZM91 74V73H90ZM95 74V73H94ZM96 74V75H97ZM100 74H101V76H100ZM107 74V75H106ZM110 74H112V75H110ZM115 76H114V75ZM151 74V75H150ZM180 74V75H179ZM206 74V73H205ZM211 74V73H210ZM240 74L242 75V78H243V76H244V78H245V80L246 81H244V78L243 79H241V76H240ZM252 74H254V75H252ZM13 75V74H12ZM12 75H8L9 76V79H10V77L12 76ZM22 75V76H21ZM82 75V74H81ZM96 75H93L92 74V77L93 76H96ZM109 75V76H108ZM147 75V76H146ZM154 75V76H153ZM163 75V76H162ZM167 75V76H166ZM171 75H173V76H171ZM176 75V76H175ZM182 75V76H181ZM198 75H200L199 77H198ZM202 75H204V74H202ZM231 75V76H230ZM248 75V76H247ZM78 76V75H77ZM80 76V75H79ZM82 76V77H83ZM102 76H103V78H102ZM105 76V77H104ZM149 76H150V78H149ZM168 76H170V78H171V80H172V78H173V80L172 81H170V78H168ZM178 76V77H177ZM180 76V77H179ZM208 76H210V75H208ZM208 76H205V78L207 79L208 78ZM219 76H222L223 78H224V80H222L221 78L222 77H219ZM246 76V77H245ZM251 76H252V78H251ZM67 77V76H66ZM65 77V78H66ZM91 77V80L90 79H88L89 81H90V86L88 87V85H87V89L88 88H93V86H96V85H92L91 83H93L94 82V79ZM107 77V78H106ZM111 77H112V79L114 80L113 82H112V79H111ZM121 79V81H119V79ZM134 77H136L137 78V80L136 79H134ZM157 77V78H156ZM177 79H176V78ZM197 77H198V79H197ZM248 77H249V79H248ZM256 77V78H255ZM95 78H98L97 76L95 77ZM99 78H98V81H99ZM118 80H117V79ZM145 78H147V79H145ZM150 80H149V79ZM155 78V79H154ZM186 78V77H185ZM192 78L194 79V80H192ZM201 78H203V77H201ZM200 78V79H201ZM204 78V80L206 81V79ZM215 78H214V80H215ZM251 78V79H250ZM257 78H259V79H261V81L259 80V79H257ZM72 80H73V78H71ZM71 79H69V80H71ZM84 79V78H83ZM86 79V78H85ZM84 79V80H85ZM107 79H109V80H107ZM151 79L153 80V82L151 81ZM161 79H163V78H161ZM174 79H176V80H174ZM227 79V78H226ZM254 79V80H253ZM257 79V80H256ZM3 80V79H2ZM1 80V81H2ZM13 79L11 78V81H12ZM81 80V79H80ZM88 80L86 81L87 83H88ZM133 80V81H132ZM145 80V81H144ZM157 80V81H156ZM158 80H160L159 82H158ZM213 80V81H214ZM228 80H226V82H228V84H229V81ZM233 80H235V81H233ZM243 80V81H242ZM263 80V81H262ZM10 81V82H11ZM14 81V80H13ZM55 81V80H54ZM76 80H74L73 82H75ZM83 81V80H82ZM82 81H80V82H82ZM107 81V82H106ZM109 81H111V82H109ZM118 81V82H117ZM136 81H138L139 82V84L136 82ZM163 81H164V79H163ZM174 81H175V83H174ZM178 81V82H177ZM209 81V80H208ZM213 81L211 82L212 84H213ZM242 81V82H241ZM251 81L252 82H254V83H251ZM257 81V82H256ZM7 82H8V80H7ZM7 82H6V84H7ZM66 82H69V81H67L66 80ZM72 82V81H71ZM70 82V84H69V86L72 84ZM96 82H97V79H96ZM152 82V83H151ZM156 82V83H155ZM170 82H173V83H170ZM189 82V81H188ZM187 82V83H188ZM191 82H189L188 84H191ZM199 82H200V80L198 81V83H197V81H195L194 83H192L193 85H191V87L192 88H195V87H193V86H196V89H198V92L200 91V92H205L204 90H201L202 88H200V87H202V85L204 86L205 84L204 83H206V82H204L203 83V81H202V83H200V87L198 86V84H199ZM246 83V85L245 84H242V83ZM4 83V82H3ZM9 83V82H8ZM12 83V84H13ZM99 83H100V81H99ZM105 83H103V85H105ZM119 83V84H120ZM124 83V82H123ZM137 83V84H136ZM145 83V84H144ZM149 83H151L150 85H149ZM197 83V84H196ZM215 84L217 83V81L216 82H214ZM234 83V84H233ZM248 83V84H247ZM74 84V83H73ZM82 84H84V87L86 88V86H85V83H82ZM100 84H102V83H100ZM136 84V85H135ZM158 85V87H157V85ZM181 84V85H182ZM187 84V86H189ZM202 84V85H201ZM208 84H210V83H208ZM225 84H227V83H224V85ZM263 84V86L261 87V85ZM1 85H2V83H1ZM107 85H105V87L107 86ZM111 85V84H110ZM115 85V83L113 84V86ZM123 85V84H122ZM133 85H135V88H134V86ZM153 85H155V86H153ZM175 85H177V86H175ZM220 85V84H219ZM218 85V86H219ZM222 85V84H221ZM220 85V86H221ZM230 85V84H229ZM235 86V93H234V86ZM244 85L246 86V88L248 87L249 89H251V91H249L250 93L248 94V97L246 98L245 96H244V94L242 95V90H245L246 88H244ZM251 87V85H252V87L250 88L249 86ZM253 85H255V87L253 86ZM260 85V86H259ZM4 86V85H3ZM3 86H1V87H3ZM9 86H11V85H9ZM8 86V87H9ZM14 86V85H13ZM73 86V85H72ZM97 86H101V85H97ZM113 86H111V88L113 87ZM121 86V85H120ZM119 86V87H120ZM150 86V87H149ZM152 86V87H151ZM174 86V87H173ZM183 86V85H182ZM209 86V85H208ZM208 86H206L205 85V87L203 88V89H205L206 87H208ZM211 86V85H210ZM215 87L217 86V84L216 85H214ZM218 86H217V88H218ZM225 86H227V85H225ZM257 86V87H256ZM73 87H75V86H73ZM73 87H69V88H73ZM82 88H83V85L81 86ZM102 88L104 87V86H101ZM117 87H118V85H117ZM116 87V85L114 86V88H117ZM123 87L122 88H120V89H123ZM142 87V88H141ZM161 87H162V89H161ZM168 87V88H167ZM169 87L170 88H173V89H169ZM190 87V86H189ZM189 87H187L186 89H188L189 90ZM198 87V88H197ZM212 87H213V85H212ZM214 87V89L216 90V92H218L217 90L219 89V91H220V89L222 88V87H224V86H222L221 88H215ZM11 88V87H10ZM13 88H15V87H13ZM76 88V87H75ZM96 88V87H95ZM97 88H100V87H97ZM107 88V87H106ZM109 88V87H108ZM138 88V90H140ZM225 88V87H224ZM259 88V89H258ZM185 89V88H184ZM191 89V88H190ZM200 89V90H199ZM208 89V88H207ZM210 89H212L211 87H210ZM210 89L208 90V92L210 91ZM213 89V90H214ZM226 89V88H225ZM227 89H228V87H227ZM255 89H256V91H255ZM258 89V90H257ZM173 90V91H174ZM224 90V89H223ZM247 90V89H246ZM245 90V91H246ZM166 91V90H165ZM194 91H195V89H194ZM207 91V90H206ZM212 91V90H211ZM210 91V92H211ZM233 91V92H232ZM248 91V90H247ZM263 91V92H262ZM182 92H183V89H182ZM185 92V91H184ZM189 92H191V91H189ZM221 92H223L222 91V89H221ZM225 92V91H224ZM227 92V91H226ZM225 92V93H226ZM244 92V91H243ZM228 93V92H227ZM231 93V94H230ZM245 93V92H244ZM248 93V92H247ZM253 93V92H252ZM257 93H254V97H252V95L250 96V97H252L253 98V102H256V103H254V107H259V109H260V107L262 106L260 103V105L258 104V102H261L260 100H262L263 99V97H262V99H261V95H260V97H258L257 98V96H259ZM241 94V95H240ZM255 94H257V95H255ZM235 95V96H236ZM245 95H246V93H245ZM241 96V97H240ZM246 98H244V97ZM255 96H256V98H255ZM227 95H226V100H227ZM234 97V96H233ZM252 98H250V100H248V101H251V99ZM260 98V100L258 101L257 99H259ZM229 99V98H228ZM225 100V102H227ZM232 101V99L230 98L229 100H228V102L229 101ZM234 101H237V100H234ZM232 102V103H235V102ZM252 101H251V103H252ZM264 100H262V102H263ZM236 104V103H235ZM234 104V105H235ZM245 104L243 103V105L245 106ZM253 104V103H252ZM257 104H258V106H257ZM262 104H264V102L262 103ZM233 105V104H232ZM242 105V104H241ZM240 105V106H241ZM239 106V105H238ZM247 106H250V105H247ZM252 106V105H251ZM253 107V106H252ZM251 107V108H252ZM253 107V108H254ZM264 107V106H263ZM263 107H262V109H263ZM248 108V107H247ZM250 108V107H249ZM249 108H248V110H249ZM250 108V109H251ZM252 108V109H253ZM252 109L250 110V111H252ZM253 110H255V109H253Z\"/></svg>",
  "mask_w": 264,
  "mask_h": 264
},
{
  "label": "crops",
  "instance_id": "obj_3",
  "mask_svg": "<svg viewBox=\"0 0 264 264\" xmlns=\"http://www.w3.org/2000/svg\"><path fill=\"white\" fill-rule=\"evenodd\" d=\"M4 0H0V9L2 8V9H12V10H22V11H24V10H26V9H35V10H40V9H51V7L52 8H54V7H58L60 4V0H49L50 2H46L47 0H43V1H41V0H35V1H32V0H29L30 2H28L27 0H17V2L18 1H20V2H18V3H21V5L20 4H16L17 2H15L16 0H12V2H13V4H12V2L11 1H9L8 0V2H6V0L3 2ZM39 1V2H38ZM205 1V2H204ZM213 3H212V2ZM230 0H220V2H218V0H210V3H212V4H210L209 3V1L208 0H196V2H197V6L199 5V9L202 11L203 10V12H219V11H221V10H223V11H231V10H235V8H233L232 6L233 5H230L229 2ZM3 2V3H2ZM6 2V3H5ZM11 2V4H9ZM42 2L43 3H45V4H42ZM52 2V3H51ZM170 2H171V4H173V5H175V6H180L181 4H185V0H170ZM8 3V4H7ZM27 3H29V4H27ZM33 3V4H32ZM48 3V4H47ZM51 4V5H50ZM87 3H85L84 2V0H80V5H82V6H85ZM7 5V6H6ZM14 5V6H13ZM30 5H32V6H30ZM215 7H214V6ZM228 7V9H227V7ZM228 5H230V7L228 6ZM18 6L20 7V8H18ZM25 7V9H24V7ZM202 6V7H201ZM8 7V8H7ZM16 7V8H15ZM40 7V8H39ZM50 7V8H49ZM217 7V8H216ZM225 7V8H224ZM23 8V9H22ZM230 8V9H229ZM204 9H206L205 11H204ZM208 10V11H207ZM215 10V11H214Z\"/></svg>",
  "mask_w": 264,
  "mask_h": 264
},
{
  "label": "built area",
  "instance_id": "obj_4",
  "mask_svg": "<svg viewBox=\"0 0 264 264\" xmlns=\"http://www.w3.org/2000/svg\"><path fill=\"white\" fill-rule=\"evenodd\" d=\"M261 0H247L246 9L251 12L257 11L261 7Z\"/></svg>",
  "mask_w": 264,
  "mask_h": 264
}]
</instances>
